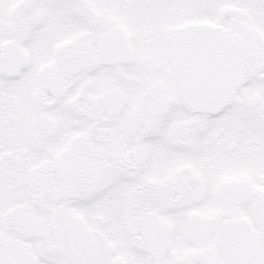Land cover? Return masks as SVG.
<instances>
[{
    "label": "snow or ice",
    "instance_id": "6c2138e0",
    "mask_svg": "<svg viewBox=\"0 0 264 264\" xmlns=\"http://www.w3.org/2000/svg\"><path fill=\"white\" fill-rule=\"evenodd\" d=\"M0 264H264V0H0Z\"/></svg>",
    "mask_w": 264,
    "mask_h": 264
}]
</instances>
